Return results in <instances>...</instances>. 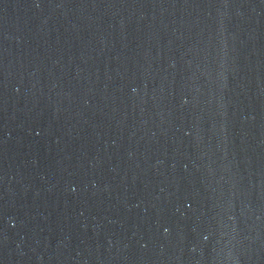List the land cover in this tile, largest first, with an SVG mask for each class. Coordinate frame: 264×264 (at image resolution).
<instances>
[{
	"label": "water",
	"instance_id": "obj_1",
	"mask_svg": "<svg viewBox=\"0 0 264 264\" xmlns=\"http://www.w3.org/2000/svg\"><path fill=\"white\" fill-rule=\"evenodd\" d=\"M0 264H264V0H0Z\"/></svg>",
	"mask_w": 264,
	"mask_h": 264
}]
</instances>
